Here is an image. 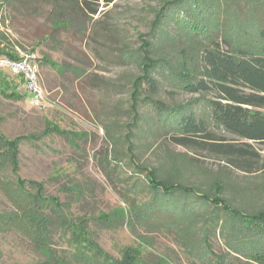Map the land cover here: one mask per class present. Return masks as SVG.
<instances>
[{"label": "rangeland", "instance_id": "374dc122", "mask_svg": "<svg viewBox=\"0 0 264 264\" xmlns=\"http://www.w3.org/2000/svg\"><path fill=\"white\" fill-rule=\"evenodd\" d=\"M90 1L98 7L97 14H90L83 0L62 2L68 8L62 16L57 14L55 0H30L28 3L25 0H9L0 15V38L6 39L3 43L10 41L16 49L33 51L39 60L48 57L59 67L56 69L44 61L40 63L41 81L47 99L43 106H36L21 75L0 62V83L2 76L12 80L18 84V91L23 95L21 99H10L0 93L2 132L8 137L38 134L51 120L65 130L86 133L83 138L52 133L36 142L23 141L20 145L21 176L44 181L48 193L70 202L74 215L88 214L98 241L116 257L121 256L126 246L140 245L144 264H216L217 255H224V264H247L246 258L229 251V239L221 227L213 229L208 236L209 241H206L205 220L200 215L205 208L193 196L180 202L199 212V215L188 219L191 224L184 220L177 223L171 221L163 226L161 221V226L134 224L132 227L122 219L104 225L95 218L101 211L111 212L128 207L131 200L142 203L151 198L144 174L134 170L128 159L125 163H117L113 159L114 147L109 141L105 124L115 121L122 125L116 127L121 130L131 121L126 111L130 103L129 79L130 74L138 72V68L129 55L131 48L140 44V34L149 30L154 9L160 2L115 0L106 5L104 0ZM216 1L220 2V11L214 10L211 14L224 25L220 24L213 36L228 37L235 44L241 43L239 45L253 42L256 32L250 31L253 28L248 24L264 25V0H249L253 6L248 9L242 1L236 12L228 9L234 5L231 0ZM216 22L212 23L214 27ZM228 26L229 32L226 29ZM197 95L175 93L164 84L160 97L171 104ZM254 110L260 109H249ZM148 111L153 113L151 109ZM260 112L264 113L263 110ZM211 129L217 136L226 139L195 136L196 142L184 146L173 140L171 131L145 135L135 142L140 161L166 165L167 159L173 157L186 167L192 180L200 183L218 176L247 184L264 178V169L260 168L264 161V142L247 141L216 127ZM204 141L250 148L256 154L251 166L253 170L245 171L232 166L220 148ZM246 141L251 145H246ZM5 174L4 177H11L10 171ZM74 185L82 189L81 196L72 189L64 190V186ZM257 197L262 204L263 198ZM13 208L0 182V211ZM134 221L137 220L134 218ZM23 229L25 227L0 234V264H31L44 260L31 236ZM60 235L59 231L53 232L54 244L58 248H69L67 238L63 240ZM207 243L211 248L207 247Z\"/></svg>", "mask_w": 264, "mask_h": 264}, {"label": "trees", "instance_id": "16d2710c", "mask_svg": "<svg viewBox=\"0 0 264 264\" xmlns=\"http://www.w3.org/2000/svg\"><path fill=\"white\" fill-rule=\"evenodd\" d=\"M8 1L0 2V15ZM29 1L25 0L26 3ZM104 1L109 5L115 0ZM231 1L234 5L228 9L234 12L240 8L242 1L248 5L246 9L253 6L249 0ZM62 2L66 0H55L60 16L68 11ZM159 2L154 9L149 30L140 34V44L131 48L129 55L138 68V72L130 74L129 79L130 103L126 111L131 121L121 130L116 129L122 125L115 121L105 124L109 141L114 147L113 159L117 163H125L128 159L134 170L144 174L151 198L142 203L131 200L128 207L111 212L101 211L95 218L104 225L122 219L132 227L134 224L161 226V221L163 226L171 221H188L193 215H199V212L191 210L185 202H180L183 198L193 196L205 208L202 211L205 214L200 215L205 220L203 229L206 241H209L212 230L219 226L229 239V251L232 254L246 258L247 264H264V202L260 204L257 199L258 195L264 200V178L257 183L247 184L218 176L200 183L192 180L186 167L173 157L167 159L168 168L163 163L140 161L135 145L145 135H154L157 131H171L173 140L184 146L196 142L195 136L226 139L217 136L211 129L214 127L247 141L264 142V113L260 112L264 111V25L246 23L253 28L250 31L256 32L253 35L255 39L239 45L241 43L235 44L228 37L213 36L215 29L220 24L224 25L211 14L214 10L220 11L219 1ZM83 5L90 14L98 13V7L92 1L83 0ZM3 40L6 39L0 38V57L18 59L15 45L10 41L5 44ZM42 61L59 68L48 57H43L40 63ZM164 84L175 93L198 95L170 104L160 97ZM0 93L10 99L23 98L18 91V84L3 76ZM250 107L260 110L249 111ZM145 108L151 109L153 113ZM52 133L72 138H83L86 134L65 130L51 120L38 134L8 137L0 129V182L14 207L12 210L0 211V234L25 227L23 230L31 236L34 246L45 257L31 264H144L140 245L126 246L120 257L114 256L98 241L91 229L88 214L74 215L70 210V202L48 193L44 181L21 176V143L36 142ZM247 141L246 145H251ZM204 142L220 148L232 166L245 171L253 170L251 166L256 154L250 148L233 143ZM260 168L264 169V161ZM7 170L11 177H4ZM64 187V190L72 189L79 196L83 194L78 185ZM54 231L61 232L59 237L63 240L67 238L69 248H58L54 244ZM210 246L207 243V247ZM224 259V255H217L216 264H224Z\"/></svg>", "mask_w": 264, "mask_h": 264}, {"label": "built area", "instance_id": "2783aa9c", "mask_svg": "<svg viewBox=\"0 0 264 264\" xmlns=\"http://www.w3.org/2000/svg\"><path fill=\"white\" fill-rule=\"evenodd\" d=\"M19 58L13 60L7 56L1 57V65L9 67L13 72L23 76L27 91L36 106H43L47 99V93L41 81V64L33 51L16 49Z\"/></svg>", "mask_w": 264, "mask_h": 264}]
</instances>
